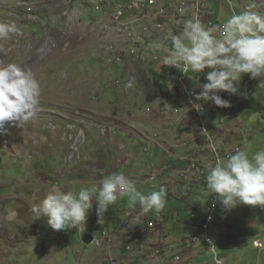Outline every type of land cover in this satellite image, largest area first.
I'll list each match as a JSON object with an SVG mask.
<instances>
[{"label":"rangeland","instance_id":"374dc122","mask_svg":"<svg viewBox=\"0 0 264 264\" xmlns=\"http://www.w3.org/2000/svg\"><path fill=\"white\" fill-rule=\"evenodd\" d=\"M215 1L210 0V6L217 10L216 13L221 10V19L226 21L235 14L228 1L220 0L223 9ZM241 1L240 6L233 0L237 14L243 12L242 7L247 11L264 12V0ZM250 3H255L256 8L249 9ZM99 4L100 0H0V22H15L21 30L11 39L0 41V47L3 48L0 51V64H19L32 71L41 86L35 118L25 122L22 127L6 124L7 131L0 133V264H106L107 259H115L104 251L105 248L102 251L100 244L87 245L84 242L86 233L93 234L96 239L103 236V226L89 222L92 217L90 212L81 231L78 228L53 230L47 224V217L33 221L32 213L33 206L44 198L47 189L53 185L61 186L65 192L74 193H78L82 187L96 186V182L92 184L88 180L90 176H85L88 178L83 182V178L75 181L74 175L105 171L103 167L110 165L107 164L108 155L116 154L117 141L108 139L103 146L105 152L102 156L99 152L100 168L92 171L91 160L95 157L94 150L89 148L100 150L102 147L85 146L89 142H86V135L83 141L78 125L84 124L82 118L89 121L94 113L102 120L98 127L101 125L104 129L93 138L92 144L95 145L102 137V131L108 132L113 127L118 129L119 136L125 137L121 129L134 127L133 124L145 118L147 106L158 107L157 102L148 103L149 99L153 100L149 90H145L144 99L139 100L136 96L141 88H125L124 80H114L116 75L111 67L102 65L105 59L103 55L101 60L95 61L99 50L94 46L99 41L88 33L84 21L90 22L93 17H103L105 11L97 9ZM72 5L82 14L83 22L78 21V16H74ZM45 10L50 13L46 19V24H49L43 26L38 20L32 19L31 13L41 15ZM55 17L59 20L56 23ZM100 48L103 54L108 52L105 42H102ZM127 75H130L129 71ZM242 78L238 83L239 94L230 95L225 92L227 99L234 100L237 106H241L238 104L239 96L245 94L250 97L241 106L245 110L233 119L239 126L232 128L237 133V139L234 146L229 148L239 144L240 150L251 157L255 152L264 150V82L258 78H250L249 74V82L254 88H244ZM167 106L170 107V104L167 103ZM55 107L61 108L57 110ZM65 112L70 113L72 118L68 121L59 120L57 114L63 115ZM127 143L133 146L128 140ZM151 144L153 139H141L137 144L140 147L129 158L130 165L134 161H139L140 165L144 160L150 162L151 153L144 150L143 146ZM58 146L67 155H70L69 149L73 153L81 146H85L87 151L77 153L76 158L80 157L76 165L61 166L63 156ZM87 153L91 155V160L86 157ZM180 153L181 150H178L177 154ZM177 164L180 169L186 167V163ZM130 167L122 166V170L133 169ZM120 172L123 171L118 170L117 173ZM178 175L176 187H182L186 200L181 198L178 188H175L177 194L167 191L164 211L171 217V230L169 234L159 238L158 244H165L159 245L160 250L170 257L165 254L169 258V264H176V254L190 258L194 264H215L212 251L201 242L192 244L190 241L192 235L200 233L199 229L186 224L191 220L192 213L207 210L212 194L203 182L192 185V174L183 176V172H179ZM161 180L143 186L135 185L138 191L148 194L159 190ZM169 183L172 184L171 181ZM109 209L106 218L107 224L112 228L121 226L127 216L124 215L126 211L140 209V206L138 203L134 207L129 206L128 198L125 197L118 199ZM176 212L182 215V223L177 224L174 216ZM210 232L218 242L224 264H264V249L253 245L256 238L264 239V207L240 204L225 211L219 203ZM186 237L189 239L186 246H189L191 255L183 252L185 246L182 242ZM77 253L89 260L78 262ZM149 255L150 253L147 254L148 261L143 264H157L158 261L149 262ZM115 256L125 258V264H138L137 259L129 252L116 251ZM91 257L95 259H90Z\"/></svg>","mask_w":264,"mask_h":264},{"label":"clouds","instance_id":"9594fccd","mask_svg":"<svg viewBox=\"0 0 264 264\" xmlns=\"http://www.w3.org/2000/svg\"><path fill=\"white\" fill-rule=\"evenodd\" d=\"M139 1L142 4L141 7H136L135 0H133V4L131 0H100L97 9H104L105 14L101 18L93 17L90 22L84 21L82 14L74 8V5L71 8H73L74 16H78V21L82 20L87 25L88 33L99 41V44L94 48L99 50L96 58L101 60L103 55L104 61L106 60V63L103 62L102 65L110 67L116 62L120 64L119 75L115 74L114 80L117 78L124 80L125 88L132 86L141 88L136 98L144 99L145 90H149L150 98L155 95L170 98L173 92L176 94L177 101L183 97L186 99L185 110L176 104L171 107L167 106L168 109L165 110L160 108L165 114H170L171 109L172 113L184 116V118L192 116L195 126L207 137L208 145L201 149L202 156L206 160L204 165H199L196 158L186 157L184 161L187 162V168L181 172H183V176L192 174V184L193 179L197 178L199 183L203 182L206 185L207 190L212 194L211 203L205 212L192 213L191 220L186 224L194 225L200 232L190 238L195 235L200 237L204 234L200 223L207 221L209 214L212 215V219L209 217L211 221L208 233L213 241L199 240L198 242L214 253L215 264H224V259L218 249V242L211 234L210 228L216 219L219 203L225 211L234 209L240 204L264 207V150L255 152L251 157L242 150L229 153L225 157L227 152L233 151L236 147L240 148V145H235L236 147L231 149L229 146L217 145L216 134L212 133L206 101H211L219 107H230V101L226 94L220 92H227L230 95L239 94L238 83L243 74H250L252 79L262 78L264 80V12L247 11L242 7L243 12L237 14L233 0H226L235 14L225 21L219 16L221 10L216 13L217 10L211 8L210 0H203L205 6L202 7L199 18L192 5L184 8L177 3L172 6L169 0H160V3L153 4L150 3V0ZM189 1L196 2V0ZM236 1L240 6L242 5L241 0ZM215 3L221 8L223 7L220 0H216ZM248 7L255 9L256 4L250 3ZM209 11L211 18L206 14ZM49 14L45 10L41 12V15H36L34 12L31 13V16L34 21L38 20L45 26L49 24H46ZM65 14L69 15L68 12ZM74 16H69V18ZM57 21H59L58 17H55L54 22ZM78 21L76 22L79 23ZM122 26L128 31H120L119 28ZM181 29L182 32L178 34ZM20 31L15 22H0V41L9 40ZM102 42H105L108 47L106 54L101 51ZM0 51H3L2 47H0ZM110 53L113 58L109 57ZM117 54H119L118 57H116ZM155 55H166L164 62L168 66L161 65L160 60L154 58ZM170 66H176L181 70L173 69ZM206 68L209 69L206 74L207 82L198 84L201 89L199 92L192 83L197 81V74L203 73ZM128 71L130 75H127ZM184 73L186 77L182 79ZM171 78L173 80H170ZM167 88H172V90H167ZM189 92H192L190 93L192 96ZM40 96L41 86L32 71L26 70L17 63L0 64V133L7 131L6 124L22 127L25 122L35 118ZM192 97L196 101L193 105ZM150 102L154 101L149 99L148 103ZM159 107L160 105L158 108L147 106L146 113L151 114L153 110L158 111ZM203 107L206 113L204 117H201L199 112L203 114ZM55 108L58 110L61 107ZM57 117L59 120L66 119L67 121L72 118L71 114L67 112L63 115L57 114ZM81 120L84 124H78L80 134L83 136V141L86 135V142H89L85 146L102 147L100 150L89 148L94 150L93 156L95 157L91 160V155L87 153L86 156L93 163L92 171L95 168H100L99 152L102 156L105 152L103 146L106 145L108 139L117 141V153L124 150L126 146H130L127 140L138 148L140 147L137 146L138 142L144 138L135 123L134 127L121 129L125 137L119 136L116 127L108 132L102 131V137L94 145L92 144L93 138L104 129L101 125L98 127L102 120L94 113L89 121L84 118ZM49 123L50 120L46 123L47 127ZM209 135L214 137V141H211ZM175 143L177 146H188L189 140L179 136ZM85 146H81L76 149L77 152L75 150L73 153L69 149L68 153L73 158L58 146L59 152L63 156L61 166L76 165V161L80 157L76 158L77 153H85L87 151ZM215 148L220 152L219 160L214 157ZM144 150H148V148H144ZM121 155L125 156L126 153ZM103 168L105 171H94L92 175L84 172L74 175L76 176L74 177L75 181L83 178V182H86L88 177L85 176H90L88 180L92 184L96 182V186L82 187L78 193L65 192L61 186L57 185L48 188L44 198L32 208L33 221L47 217V224L53 230L78 228L81 231V226L86 225L90 212L92 217L89 222L96 226H103V236L96 239L93 235L92 243L100 244L102 251L105 248L106 253L119 260L117 264H125L126 260L117 258L116 251L129 252L133 258L137 259L138 264H143L145 261L141 258L143 256L146 258L148 253H156L157 249L160 250L161 246L159 245L163 243L158 244L159 238L170 233L171 217H168L169 214L164 211L167 204V191L172 194L178 192L171 187L161 185L159 190L144 194L138 191L134 180L123 173L129 171L127 168L122 170V165ZM107 169L123 172L106 174ZM195 173L197 177L194 176ZM102 175L105 178H102ZM98 176L99 179H93ZM154 178L155 176L152 175L150 180ZM180 192L181 198L186 200L182 187ZM125 197L128 198L129 206L134 207L137 203L139 204V212L129 210L130 213L123 219L121 226L110 228L107 224L108 218H106L110 212L109 208L118 199ZM201 202L204 203V201ZM132 213L136 216L134 219H131ZM177 213L174 214L178 218L181 217L183 222L182 215ZM152 220L157 221L158 226L146 233L139 246H133L132 250H128L127 246L131 245L129 234L132 232V228L148 225ZM176 222L177 224L182 223ZM105 232L108 233L107 236ZM156 232H158L157 237L155 236ZM108 240L110 241L108 242ZM188 241L187 237L183 239L182 243L185 246L183 252L186 255H191L189 246H186ZM256 241H260L262 246H256ZM191 243L193 244V242ZM253 245L258 249H264V239L256 238ZM141 249H143L142 253ZM165 254L160 250L157 256L160 255L167 260L164 264H169L170 257L167 254L169 258L166 257ZM176 256L177 254L174 259ZM76 258L78 262L89 260L81 253H77ZM90 259L95 258L91 257ZM113 260L107 259L106 264H113ZM185 261L188 264H194L190 258L184 257Z\"/></svg>","mask_w":264,"mask_h":264},{"label":"crops","instance_id":"0c3cea01","mask_svg":"<svg viewBox=\"0 0 264 264\" xmlns=\"http://www.w3.org/2000/svg\"><path fill=\"white\" fill-rule=\"evenodd\" d=\"M208 71L209 69L206 68L203 73H198L197 81L192 83V85L197 88L199 92L201 89L198 87V84L207 82L206 74ZM258 79L263 80L262 78ZM242 82L244 84V88H254V86L249 82V74H246L242 78ZM257 83L258 80L256 84ZM167 90H172V88H167ZM221 93L226 94L225 92ZM221 97L223 98V94ZM249 99V96L243 94L239 96L238 104L242 106L243 102ZM153 101L160 105L159 110H153L151 114L146 113L145 118H142V120L138 121L137 123L138 129L142 133V136L144 138L153 139V144L144 147L148 148L149 152L151 153V158H149L150 162L144 160L143 164L140 165L139 161H134V163L130 165L131 160L129 157L133 156V152L134 154L136 153V146H126L124 150H120L114 155H109L107 164H110V168L120 165L128 167L132 166L133 169L125 172V174L133 179L137 185L143 186L154 180H161L163 178V180H161V185L171 187L175 191V188L180 189V187H176L179 181L178 173L184 171V169L187 168V162L184 161L186 157L196 158L199 161V165H204L206 160L202 156L201 149L203 146L208 145L206 140L207 137L203 132H201L200 129H198V127L195 126V121L192 116L184 118V116L172 113L170 108V114H165L161 111L160 108L163 110L166 108L168 109L167 103L170 104V107L173 106V104H176V106L180 107L182 110H185L187 107V101L184 97L177 101L176 94L172 92L170 98L162 95H155L153 97ZM229 101L231 105L230 107H219L211 101H206L208 105L210 124L213 129L212 133L216 134L218 146H234L233 144L237 139V133L232 128L233 126L238 127L239 125L234 123L233 119H236L237 115L241 113V111L245 110L244 107L234 104V100ZM179 136L183 139L189 140L188 146H177V143L175 142L176 138ZM178 150H181L180 154H177ZM122 153H126V155L122 156ZM177 163H186V167L180 169ZM113 172L118 171L107 169L106 174H111ZM152 175H154L155 178L150 180ZM194 176H196V173ZM102 178L105 177L102 176ZM93 179H99V177H94ZM170 181L172 184L169 183ZM195 183H199L197 178L193 179V184ZM137 211L139 212V209L134 210L133 212ZM128 213H130L129 210L126 211L124 215ZM174 216L176 221L182 222L181 217H176V214H174ZM135 217L136 216L133 214L131 219H134ZM155 236H158V232L155 233ZM163 245L165 244L163 243ZM140 252L142 253L143 249H141ZM163 260L159 259V256L149 255L150 263L153 261H159L162 263ZM159 262H157V264Z\"/></svg>","mask_w":264,"mask_h":264},{"label":"built area","instance_id":"2783aa9c","mask_svg":"<svg viewBox=\"0 0 264 264\" xmlns=\"http://www.w3.org/2000/svg\"><path fill=\"white\" fill-rule=\"evenodd\" d=\"M131 1H132V4H133V0H131ZM169 1H170V4L172 6L176 5V3L179 6L184 7V8H186V7L190 6V5L194 6L195 9H196V11H197L198 18L200 17V12L202 11V7L205 6L203 0H196V2H194V3H192L189 0H169ZM135 3H136V7H141L142 6V4L140 2H137V0H135ZM150 3H152V0H150ZM159 3H160V0H159ZM163 10H164V8H163ZM206 14L211 18V12L210 11L207 12ZM123 28L124 27L122 26L119 29H123ZM181 32H182V29L180 31H178V34H180ZM165 57H166V55H160V56L155 55L154 58L157 59V60H160L161 65H165V62H164L165 61ZM165 66H168V65H165ZM170 67H172L173 69H179V70H181L180 68H178L176 66H170ZM185 77H186V74L184 73V75L182 76V79H184ZM190 93H192V92H189V94ZM195 102L196 101H195L194 97H192V99H191L192 105ZM205 113H206V111H205V108L203 107V114H201L200 112H199V114H200L201 117H204ZM204 129L206 130L205 127H204ZM209 137L211 138V141H214V137L213 136L209 135ZM238 150H240V148L239 147H236L233 151L227 152L226 155H225V157H227V155L229 153H234V152H236ZM214 157L219 160L220 152H219V150L217 148H215V150H214ZM209 217H211V219H212V215L209 214L208 217H207V221L200 223L201 229L204 231V234H202V236H200V237L199 236H196V235L193 236V238H191V242L196 243L199 240L200 241L205 240L206 242H208L209 240H212V237L208 233L209 226H210V221H211V219H209ZM157 226H158V222L152 220V221H150V223L148 225L147 224H144L142 226H135V227H133L132 228V232H130V234H129V235H131V245H128L127 246V249L128 250H132L133 249V246H136V245L139 246L141 244L144 236L146 235V233L149 230L156 228ZM105 235L107 236L108 233L105 232ZM108 242H109V240H108ZM184 242H187V240H184ZM255 245L256 246H262V243L260 241H256L255 242ZM213 250L215 251V248ZM156 253L159 254L160 253V250L157 249ZM141 259L144 260L145 262L147 261V257L146 258L142 257ZM159 259H162V257L160 255H159ZM118 262H119V260L114 259L113 264H117ZM182 262H184L183 255H177L176 256V264H181Z\"/></svg>","mask_w":264,"mask_h":264},{"label":"trees","instance_id":"16d2710c","mask_svg":"<svg viewBox=\"0 0 264 264\" xmlns=\"http://www.w3.org/2000/svg\"><path fill=\"white\" fill-rule=\"evenodd\" d=\"M118 56H119V54L116 55V57H118ZM109 57H112V58H113V56H112L111 53L109 54ZM116 57H115V58H116ZM99 59H100V58H96V57H95V61H97V60H99ZM104 63H106V60L104 61ZM110 67H111V69L113 70L114 74L119 75V72H120V64H119L118 62L112 64Z\"/></svg>","mask_w":264,"mask_h":264},{"label":"bare ground","instance_id":"6f19581e","mask_svg":"<svg viewBox=\"0 0 264 264\" xmlns=\"http://www.w3.org/2000/svg\"><path fill=\"white\" fill-rule=\"evenodd\" d=\"M137 2H140V1L137 0ZM140 3H141V2H140ZM153 3H159V0H152V4H153ZM119 30H121V31H123V32H124V31H128V29L126 30L125 28H123V29H119ZM120 57H121V55H120ZM129 236H130L129 238H130V242H131V235H129ZM109 241H110V240H109ZM104 251H105V249H104ZM150 255H156V256H157V253H150ZM158 256H159V255H158ZM113 261H114V260H113ZM113 261H112V262H113ZM136 261H137V260H136ZM166 261H167V260L165 259V260H163L162 263H160L159 261H158V262H159V264H164Z\"/></svg>","mask_w":264,"mask_h":264},{"label":"water","instance_id":"95a60500","mask_svg":"<svg viewBox=\"0 0 264 264\" xmlns=\"http://www.w3.org/2000/svg\"><path fill=\"white\" fill-rule=\"evenodd\" d=\"M83 240L85 243L91 244L94 240V236H93V234L87 233L84 235Z\"/></svg>","mask_w":264,"mask_h":264}]
</instances>
